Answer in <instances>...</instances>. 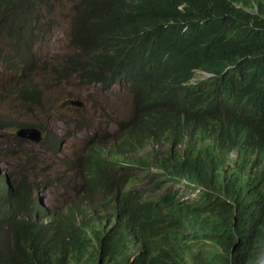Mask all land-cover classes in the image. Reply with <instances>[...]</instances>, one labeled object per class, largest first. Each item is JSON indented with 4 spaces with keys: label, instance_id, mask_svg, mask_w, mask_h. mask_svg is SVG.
<instances>
[{
    "label": "clouds",
    "instance_id": "clouds-1",
    "mask_svg": "<svg viewBox=\"0 0 264 264\" xmlns=\"http://www.w3.org/2000/svg\"><path fill=\"white\" fill-rule=\"evenodd\" d=\"M9 1L0 0V40L7 43L5 50L0 47V72L8 75L0 82V101L6 92L14 103L19 101L26 104L24 96L32 95L42 102V105L34 106L45 110L44 106L50 107L66 92L62 104L81 110L84 102L69 96L67 92L69 80L78 79L87 87L99 85L105 91L117 87L118 92L122 89L124 93L120 94L132 99L135 111L115 132L107 133L101 140L88 145L78 157L81 161V187L68 197L62 207L47 208L36 200V204L46 210L41 213L43 221L51 217V212H59L60 215L70 214L76 225L85 232L91 228L96 230V237L90 239L96 251L66 258V253H58L51 264H82L87 256H91V264H200L203 256L220 252L221 245L216 236L221 219L217 196L223 198L225 190L222 188L218 192L199 179V163L202 159L216 162L225 174L227 168L247 170L254 160L257 162L258 149L254 148L248 153L249 157L244 158L247 155L244 147L232 146L223 150L221 142L214 139L220 125L238 141H243L253 130L264 135V83L255 85L241 72L232 74L237 62L226 65L219 72L188 65L184 75L180 46L176 41L167 40L147 44L130 68L126 67L125 62L109 72V80L88 81L73 66L71 59L85 39L84 33L78 34V29L74 28L73 16L79 6L90 0H79L78 5L74 6L67 43L68 55L58 59L52 53H47L34 62L33 41L49 22L52 0L49 1L50 8L42 6L41 16L30 21V31L33 24V39L31 54L28 62H25L12 52L16 33L13 10L17 7L27 10L31 0H14L12 5H9ZM150 54H155L166 66L151 63L147 58ZM55 65L59 68H55ZM41 73H57V94L51 93L43 81L36 79ZM157 74H167L170 82L179 77L178 83L171 85L176 91L178 103L174 100L151 102L143 108V112L155 110L156 119L162 124L157 128L152 127L145 139L127 146L124 144L126 136L141 122L143 113L135 109V89L147 88L151 81L156 80ZM0 121L15 128L18 139L10 141L24 147L20 151L23 156L19 153V158L14 159L15 170L10 169L8 173L4 163L3 169L7 172L0 168V184L6 192L5 201L0 195V204L5 206L13 196L24 195L19 183L26 179L22 173L19 178V172L15 171L31 155V150L26 148L27 143H40L46 151L55 148L56 153H50L57 156L62 167L70 160L60 153V141L50 139L41 126L17 121L4 112H0ZM23 129H35L39 136L36 139L20 136L18 131ZM8 148L4 150V156L17 153L8 151ZM213 149L218 156L210 161L206 153ZM124 153L126 155H122ZM119 157L123 158L124 163L113 167ZM128 157L135 158V161ZM62 172H57L58 177ZM138 175L145 177L144 188L134 187ZM30 178L33 182L37 181ZM47 188L51 189L52 186ZM133 193H136L138 202L132 201ZM135 206L142 209L139 218L132 215Z\"/></svg>",
    "mask_w": 264,
    "mask_h": 264
},
{
    "label": "trees",
    "instance_id": "trees-1",
    "mask_svg": "<svg viewBox=\"0 0 264 264\" xmlns=\"http://www.w3.org/2000/svg\"><path fill=\"white\" fill-rule=\"evenodd\" d=\"M49 1L31 0L27 10L22 7L13 10L16 33L12 52L25 62L31 54L33 39L30 21L41 16L42 6L50 8ZM73 19L74 28L78 29V34L84 33L85 39L71 62L88 81L109 80V72L125 62L130 68L147 44L167 40L176 41L180 46V62L185 66L183 74L187 73L188 65L219 72L237 62L232 74L241 72L255 85L264 83V0H90L77 8ZM147 58L158 66H166L155 54ZM178 81V76L170 82L167 74H157L147 88H136V111L143 112L151 102H177L171 85ZM23 101L29 106L42 105L32 95L24 96ZM156 117L155 110L143 112L141 122L128 133L124 144L130 146L145 139L152 127L162 124ZM215 136L214 141L221 142L223 150L242 146L247 154L244 158H248L254 148L259 155L257 162L254 160L247 170L232 167L227 168L225 174L216 162L202 159L199 163V179L218 192L225 190L223 198L217 196L221 219L216 236L220 252L203 256L200 264L264 262V135L253 130L243 141H238L220 125ZM7 150L18 152L10 147ZM49 151L56 153L55 148ZM206 155L212 161L218 152L208 150ZM128 158L135 161L133 157ZM36 162L37 155L31 151L20 165L26 179L19 183L24 195L13 196L5 206L0 204V264H51L58 253H66V258L96 251L90 244L96 230L91 228L85 232L70 214L51 212V217L41 219V213L46 210L36 204L35 193L54 184L47 179L44 167L32 170ZM123 163V158L119 157L112 166ZM28 167L29 174L26 173ZM27 175L37 181L28 180ZM0 195L5 201L2 184ZM132 201H137L136 193ZM141 214L140 206L132 209L133 217L139 218ZM82 264H91V256Z\"/></svg>",
    "mask_w": 264,
    "mask_h": 264
},
{
    "label": "rangeland",
    "instance_id": "rangeland-1",
    "mask_svg": "<svg viewBox=\"0 0 264 264\" xmlns=\"http://www.w3.org/2000/svg\"><path fill=\"white\" fill-rule=\"evenodd\" d=\"M78 3L79 0L51 1L52 10L48 15L49 22L33 41L34 62L41 60L47 53H52L58 59L68 55L67 43L69 41L70 21L74 6ZM0 47L5 50L7 43L0 40ZM55 68L58 69L59 66L55 65ZM7 76V74H1L0 72V82L2 83ZM36 79L43 81L45 87L51 93H58L55 87L57 73L49 75L41 73ZM67 92L69 96L81 99L84 102L81 110L70 109L62 104L66 92H63L62 97L50 107L44 106L45 110L34 105L28 106L19 101L14 103L9 100L7 92L4 99L0 101V112L11 114L17 121L33 122L36 126H41L43 133L48 134L50 139L60 141V153L66 155L70 160L69 164L62 167L57 156L52 155L50 151H46L42 144H26V148L37 155V162L32 170L38 171L40 167H44L47 179L52 180L54 184L51 189L47 188V190L38 191L36 194L38 203L47 208L62 207L68 197L72 196L81 187V161L78 160V157L84 153L87 146L101 140L107 133L115 132L121 126V123L127 120L129 115L135 113L132 99L130 100L128 95L123 96L120 94L124 91L120 89L118 92L117 87L105 91L99 85L87 87L78 79H70L67 84ZM7 126L9 128L6 129ZM15 132L14 127L9 126L7 123H0V168L3 169L4 163L8 173L10 169L15 170L16 162L14 159L19 158L20 151L24 149L23 145L10 141L18 139ZM8 147L18 152L4 156V150ZM21 155L23 156V154ZM39 162H42V164ZM34 168L36 169L34 170ZM27 169L30 168H26V173L29 174ZM62 170L64 172L58 177L57 172ZM132 171L134 172V169ZM15 172H19L18 177L20 178L22 173L20 169L16 168ZM27 179L31 180L30 175H27ZM144 183L145 177L138 175L134 187L144 188ZM145 191H148L147 188H145ZM187 191H189V188Z\"/></svg>",
    "mask_w": 264,
    "mask_h": 264
},
{
    "label": "water",
    "instance_id": "water-1",
    "mask_svg": "<svg viewBox=\"0 0 264 264\" xmlns=\"http://www.w3.org/2000/svg\"><path fill=\"white\" fill-rule=\"evenodd\" d=\"M18 134L23 137L34 138V139H36L37 136H39V133L35 129H23L18 131Z\"/></svg>",
    "mask_w": 264,
    "mask_h": 264
}]
</instances>
